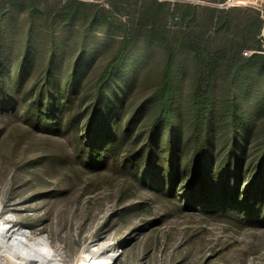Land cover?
<instances>
[{
    "label": "trees",
    "instance_id": "obj_1",
    "mask_svg": "<svg viewBox=\"0 0 264 264\" xmlns=\"http://www.w3.org/2000/svg\"><path fill=\"white\" fill-rule=\"evenodd\" d=\"M226 1L212 0V6L192 0H108L106 8L82 0L54 7L38 0H4L9 9L0 14V60L5 61L0 74L4 71L8 84L18 88L31 72L44 69L47 91L23 97L25 118L34 128L57 127L59 108L75 106L66 95L57 96L63 77L73 81V88L83 85L92 93L93 98L77 96L76 107L85 108L74 109L64 124L84 167L121 160L132 173L142 172L141 183L151 175L153 185L167 183L173 192L177 179L187 182L185 208L207 211L222 198V210L252 207L249 214L260 218L264 53L248 58L242 53L263 52L264 8L219 7ZM64 65L73 69L68 76L57 73ZM8 84L0 83L4 108L14 93ZM56 99L58 106L51 109ZM183 105L186 113L180 112ZM128 106L136 110L126 114ZM138 118L141 125L133 132ZM251 147L263 156L257 169L243 174Z\"/></svg>",
    "mask_w": 264,
    "mask_h": 264
},
{
    "label": "rangeland",
    "instance_id": "obj_2",
    "mask_svg": "<svg viewBox=\"0 0 264 264\" xmlns=\"http://www.w3.org/2000/svg\"><path fill=\"white\" fill-rule=\"evenodd\" d=\"M38 1L54 7L65 0ZM82 1L109 8L108 0ZM3 3L0 0V14L9 9ZM193 3L203 4V0ZM233 3V6L264 8V0H233ZM26 12L20 14L23 21ZM118 18L126 20L124 15ZM168 22L176 31L174 21ZM260 38L264 46L262 33ZM95 39L99 45L105 42L101 34ZM242 55L249 57L245 51ZM1 64L5 61L0 60V72ZM72 70L64 65L57 73L68 76ZM3 73L1 85L9 82ZM43 73L44 69L37 68L18 88L10 82L8 86L14 91L10 102L6 108L0 103L1 220L10 218L11 224L29 230L33 237L47 238L54 248L64 250L66 264H74L85 248H98L103 243H110L120 251L115 264H264V207L260 218L249 214L252 207L246 211L222 210V198L207 211L201 206L185 208L184 195L188 188L181 179H177L174 191L170 192L165 183L167 175L162 187L153 185L151 175L148 182L141 183L142 172L132 173L121 160H107L100 168L84 167L71 140L72 132L64 127L68 114L85 108L80 104L76 107L78 97L93 98L83 85L73 88V81L63 77L58 85L60 92L57 87L54 90L58 91V97H69L75 106L59 108L57 127L31 126L33 121L30 124L24 115L23 108L28 103L24 100L34 90L36 94L47 91ZM57 100L50 102L51 109L56 110ZM14 105L16 109L10 111ZM186 109L183 105L180 112L186 113ZM135 110L136 106L124 109L126 114ZM135 121L133 132L141 125L139 118ZM122 124L119 122L117 131ZM146 134L143 133V138ZM160 144L164 148L162 153L166 154L163 139ZM252 147L242 165L243 174H251L262 159V151ZM187 153L188 149L183 151L182 160L188 157Z\"/></svg>",
    "mask_w": 264,
    "mask_h": 264
},
{
    "label": "bare ground",
    "instance_id": "obj_3",
    "mask_svg": "<svg viewBox=\"0 0 264 264\" xmlns=\"http://www.w3.org/2000/svg\"><path fill=\"white\" fill-rule=\"evenodd\" d=\"M0 219V264H66L67 256L61 248H54L47 238L33 237L31 232ZM8 229V230H7ZM9 236L8 244L2 238ZM120 251L110 243L85 248L74 264H114Z\"/></svg>",
    "mask_w": 264,
    "mask_h": 264
},
{
    "label": "built area",
    "instance_id": "obj_4",
    "mask_svg": "<svg viewBox=\"0 0 264 264\" xmlns=\"http://www.w3.org/2000/svg\"><path fill=\"white\" fill-rule=\"evenodd\" d=\"M234 5V3H233V0H229V1H227L224 5H222L221 7H230V6H233ZM262 19H263V21H264V14H262ZM262 35H263V37H264V29H263V31H262ZM263 47V52H259V51H245V55H247V56H251L252 54H254V53H264V46H262ZM2 238V242L4 243V244H8L9 242H8V239H9V236H6L5 238H3V237H1Z\"/></svg>",
    "mask_w": 264,
    "mask_h": 264
},
{
    "label": "crops",
    "instance_id": "obj_5",
    "mask_svg": "<svg viewBox=\"0 0 264 264\" xmlns=\"http://www.w3.org/2000/svg\"><path fill=\"white\" fill-rule=\"evenodd\" d=\"M168 1H176V0H168ZM192 1H202V0H192ZM211 1H212V0H203V5H212V6H215V4L211 3ZM227 1H229V0H227ZM227 1H226V2H227ZM226 2H225V3H226ZM225 3H224V4H225ZM224 4H220L219 7H221V6L224 5ZM216 6H218V4H217Z\"/></svg>",
    "mask_w": 264,
    "mask_h": 264
},
{
    "label": "water",
    "instance_id": "obj_6",
    "mask_svg": "<svg viewBox=\"0 0 264 264\" xmlns=\"http://www.w3.org/2000/svg\"><path fill=\"white\" fill-rule=\"evenodd\" d=\"M116 262H117V260L115 261V263H116ZM115 263H114V264H115Z\"/></svg>",
    "mask_w": 264,
    "mask_h": 264
}]
</instances>
